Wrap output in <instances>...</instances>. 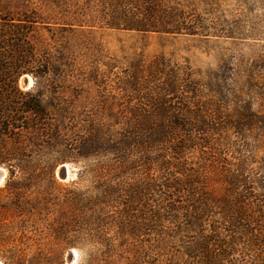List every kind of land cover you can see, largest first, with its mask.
I'll return each instance as SVG.
<instances>
[{"label": "rangeland", "instance_id": "obj_1", "mask_svg": "<svg viewBox=\"0 0 264 264\" xmlns=\"http://www.w3.org/2000/svg\"><path fill=\"white\" fill-rule=\"evenodd\" d=\"M6 14L44 117L1 145L3 264H264V0Z\"/></svg>", "mask_w": 264, "mask_h": 264}, {"label": "trees", "instance_id": "obj_2", "mask_svg": "<svg viewBox=\"0 0 264 264\" xmlns=\"http://www.w3.org/2000/svg\"><path fill=\"white\" fill-rule=\"evenodd\" d=\"M0 19V163H5L8 159L1 151L4 138L33 123L31 113L44 117V110L36 96L23 92L17 84L20 74L32 72V49H28L31 45L26 34L33 20L7 14Z\"/></svg>", "mask_w": 264, "mask_h": 264}, {"label": "water", "instance_id": "obj_3", "mask_svg": "<svg viewBox=\"0 0 264 264\" xmlns=\"http://www.w3.org/2000/svg\"><path fill=\"white\" fill-rule=\"evenodd\" d=\"M6 175H7V169L2 165H0V183L5 179ZM0 264L3 263L0 261Z\"/></svg>", "mask_w": 264, "mask_h": 264}, {"label": "bare ground", "instance_id": "obj_4", "mask_svg": "<svg viewBox=\"0 0 264 264\" xmlns=\"http://www.w3.org/2000/svg\"><path fill=\"white\" fill-rule=\"evenodd\" d=\"M65 164H66V163H65ZM64 166H65V165H64ZM68 168H69V167H68ZM68 168H67V169H68ZM67 174H68V173H67Z\"/></svg>", "mask_w": 264, "mask_h": 264}]
</instances>
